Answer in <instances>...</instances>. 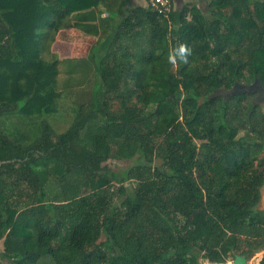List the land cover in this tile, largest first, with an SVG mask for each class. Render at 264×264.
I'll use <instances>...</instances> for the list:
<instances>
[{
	"label": "trees",
	"instance_id": "1",
	"mask_svg": "<svg viewBox=\"0 0 264 264\" xmlns=\"http://www.w3.org/2000/svg\"><path fill=\"white\" fill-rule=\"evenodd\" d=\"M128 1L0 0V160H11L0 256L12 264H219L264 251V110L252 93L210 96L264 85V0H209L207 14L186 2L168 17ZM90 8L125 11L94 44L99 90L56 133L51 45ZM15 117L40 133L10 137ZM123 153L132 166H103Z\"/></svg>",
	"mask_w": 264,
	"mask_h": 264
},
{
	"label": "rangeland",
	"instance_id": "2",
	"mask_svg": "<svg viewBox=\"0 0 264 264\" xmlns=\"http://www.w3.org/2000/svg\"><path fill=\"white\" fill-rule=\"evenodd\" d=\"M183 1L195 3L205 14L209 13V0ZM119 4L121 3L119 2ZM123 11H125L124 8L118 15L111 8L105 9V11L98 8H90L77 12L73 14V20L78 25L69 33H60L52 43L51 54L59 59V74L57 77L58 95L55 104L56 110L45 115V118H47L56 133L66 131L74 120L78 106L89 103L96 91L99 90L98 58L94 56V44L96 45L97 42H100L99 40L107 36V30H111L118 23L123 15ZM23 119L22 123L19 124V119L15 117L14 123H11L10 126H5L10 137H12L13 132L19 130L22 132L27 131L29 139V134L33 136L37 135L36 133H40L38 128L32 126L35 122L29 121L28 117H23ZM136 156L130 157L127 153H123V156L120 158L108 159L103 163V166H107L109 169L121 173L134 164L137 160ZM120 184L119 181H113L115 189ZM125 185L129 191H132L135 183L130 180L126 181ZM121 198L120 195H116L114 199L118 203ZM262 205L264 207V198ZM105 239L106 237L103 235L100 241ZM2 249L3 240L0 239V252ZM263 255L264 251L258 252L248 260L249 264H259ZM0 262L2 264H12L10 260L2 258L1 256ZM35 264H55V262L51 255H45ZM201 264L215 263L202 259Z\"/></svg>",
	"mask_w": 264,
	"mask_h": 264
},
{
	"label": "water",
	"instance_id": "3",
	"mask_svg": "<svg viewBox=\"0 0 264 264\" xmlns=\"http://www.w3.org/2000/svg\"><path fill=\"white\" fill-rule=\"evenodd\" d=\"M239 93L255 94V96L252 99L253 104L260 105L264 110V85L258 77H256L255 80L250 84L236 81L232 86V88L229 89L218 88L214 90L210 96L211 97L223 96L224 98H228L234 94H239ZM10 161L11 160H7V161L0 160V165ZM219 264H249V262L245 255L235 253L232 261H229L227 263H219Z\"/></svg>",
	"mask_w": 264,
	"mask_h": 264
},
{
	"label": "built area",
	"instance_id": "4",
	"mask_svg": "<svg viewBox=\"0 0 264 264\" xmlns=\"http://www.w3.org/2000/svg\"><path fill=\"white\" fill-rule=\"evenodd\" d=\"M149 3L152 8L166 17H168L169 12L174 8L172 0H150Z\"/></svg>",
	"mask_w": 264,
	"mask_h": 264
},
{
	"label": "crops",
	"instance_id": "5",
	"mask_svg": "<svg viewBox=\"0 0 264 264\" xmlns=\"http://www.w3.org/2000/svg\"><path fill=\"white\" fill-rule=\"evenodd\" d=\"M150 2V0H129L126 4V10L127 9H132L133 7L136 6H145L146 4H148ZM188 2V1H186ZM186 2H182V0H173V6L175 8H181ZM78 25V24H77Z\"/></svg>",
	"mask_w": 264,
	"mask_h": 264
},
{
	"label": "clouds",
	"instance_id": "6",
	"mask_svg": "<svg viewBox=\"0 0 264 264\" xmlns=\"http://www.w3.org/2000/svg\"><path fill=\"white\" fill-rule=\"evenodd\" d=\"M180 51H181V52H184V51H185V49H184L183 47H181Z\"/></svg>",
	"mask_w": 264,
	"mask_h": 264
},
{
	"label": "flooded vegetation",
	"instance_id": "7",
	"mask_svg": "<svg viewBox=\"0 0 264 264\" xmlns=\"http://www.w3.org/2000/svg\"><path fill=\"white\" fill-rule=\"evenodd\" d=\"M232 261V260H231Z\"/></svg>",
	"mask_w": 264,
	"mask_h": 264
}]
</instances>
